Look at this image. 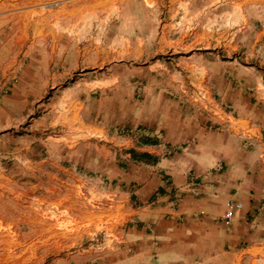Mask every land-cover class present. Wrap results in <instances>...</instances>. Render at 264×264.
I'll use <instances>...</instances> for the list:
<instances>
[{
  "label": "crops",
  "instance_id": "crops-1",
  "mask_svg": "<svg viewBox=\"0 0 264 264\" xmlns=\"http://www.w3.org/2000/svg\"><path fill=\"white\" fill-rule=\"evenodd\" d=\"M0 264H264V0H0Z\"/></svg>",
  "mask_w": 264,
  "mask_h": 264
},
{
  "label": "rangeland",
  "instance_id": "rangeland-1",
  "mask_svg": "<svg viewBox=\"0 0 264 264\" xmlns=\"http://www.w3.org/2000/svg\"><path fill=\"white\" fill-rule=\"evenodd\" d=\"M194 94V93H193ZM122 183V181H120V183H119V185H118V188H120V190L121 191H125L126 189H125V187L123 188H121L120 186V184ZM103 187H102V189L101 190H104L105 191V195H104V204H103V208H104V214H105V221H106V217H107V213H108V210H110L111 208H108L110 205V203L112 202L111 201V197H109L108 196V193H111V190L113 189V188H115L113 185H110L109 183H104L103 185H102ZM100 190V189H99ZM125 197V196H124ZM94 199V198H93ZM116 199H119L120 200V208H121V211H123L124 209L125 210H127L128 209V204H125V205H123V203H122V200H121V198H116ZM115 200V199H114ZM106 202V203H105ZM89 204L91 203L90 202V200H89V202H88ZM108 208V210H106ZM124 213V214H123ZM120 212V215L118 216V218H117V221H119L120 222V225H119V227H118V231L120 230V232H122V229H124V226H126L127 225V223H128V215H127V211L126 212ZM90 237V236H89ZM96 237H98V238H101V240H99V241H103V239H104V237H105V235H104V231L103 232H100V233H97L96 235H94V237L93 238H96ZM104 242H105V239H104ZM105 246H107L106 244H105Z\"/></svg>",
  "mask_w": 264,
  "mask_h": 264
},
{
  "label": "trees",
  "instance_id": "trees-1",
  "mask_svg": "<svg viewBox=\"0 0 264 264\" xmlns=\"http://www.w3.org/2000/svg\"><path fill=\"white\" fill-rule=\"evenodd\" d=\"M140 141L142 143H147V144H157L158 143V141L155 137H152V136L149 137V136H145V135L140 137ZM130 153H131L132 159H134L135 161H138V162L145 163V164H156V162L159 160L158 156H154V155H151V154L146 153V152H137L134 149H131ZM120 166L122 167V169L127 167L126 164H124V163H122ZM120 187L121 188L125 187L123 185V182H122ZM125 189H126V187H125ZM126 190L127 191L129 190V186L127 187ZM163 191H164L163 187H159L156 192H163ZM131 198L133 199V196H131Z\"/></svg>",
  "mask_w": 264,
  "mask_h": 264
},
{
  "label": "built area",
  "instance_id": "built-area-1",
  "mask_svg": "<svg viewBox=\"0 0 264 264\" xmlns=\"http://www.w3.org/2000/svg\"><path fill=\"white\" fill-rule=\"evenodd\" d=\"M193 97L196 98L197 101H201V103H204V105L207 107H209L210 105L208 104L209 103V99L207 97V93L202 91V90H197L194 94H193ZM211 101L213 103V105H215L216 103L212 100L211 98ZM216 106V105H215ZM216 113V110L214 109V114ZM213 114V115H214ZM241 208V204L240 203H235L233 201H229L227 202L226 204V211L225 213L222 215L221 217V221L223 222V224L225 226H230L231 225V222H232V219L234 217V214H235V211L237 209Z\"/></svg>",
  "mask_w": 264,
  "mask_h": 264
},
{
  "label": "bare ground",
  "instance_id": "bare-ground-1",
  "mask_svg": "<svg viewBox=\"0 0 264 264\" xmlns=\"http://www.w3.org/2000/svg\"><path fill=\"white\" fill-rule=\"evenodd\" d=\"M16 197V196H15ZM117 209V208H116ZM40 215V214H39ZM42 229V228H41Z\"/></svg>",
  "mask_w": 264,
  "mask_h": 264
}]
</instances>
